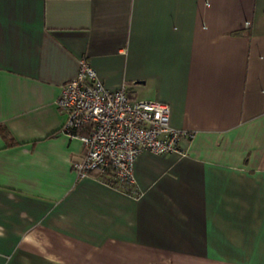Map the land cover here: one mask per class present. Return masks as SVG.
<instances>
[{
	"label": "crops",
	"instance_id": "1",
	"mask_svg": "<svg viewBox=\"0 0 264 264\" xmlns=\"http://www.w3.org/2000/svg\"><path fill=\"white\" fill-rule=\"evenodd\" d=\"M82 57L194 133L139 197L73 169ZM0 125V264H264V0H0Z\"/></svg>",
	"mask_w": 264,
	"mask_h": 264
},
{
	"label": "built area",
	"instance_id": "2",
	"mask_svg": "<svg viewBox=\"0 0 264 264\" xmlns=\"http://www.w3.org/2000/svg\"><path fill=\"white\" fill-rule=\"evenodd\" d=\"M57 105L66 114L63 131L86 147L72 164L77 177L111 183L134 197L141 196L134 175L138 155L182 152L181 138L194 136L171 126L167 103L134 100L124 85L109 89L86 57L77 75L62 84Z\"/></svg>",
	"mask_w": 264,
	"mask_h": 264
},
{
	"label": "trees",
	"instance_id": "3",
	"mask_svg": "<svg viewBox=\"0 0 264 264\" xmlns=\"http://www.w3.org/2000/svg\"><path fill=\"white\" fill-rule=\"evenodd\" d=\"M0 131L2 132V134H3V136H4L5 138H7V139L10 138V134H9V132H8V130H7L6 127L0 125ZM109 184H111V183H109Z\"/></svg>",
	"mask_w": 264,
	"mask_h": 264
}]
</instances>
